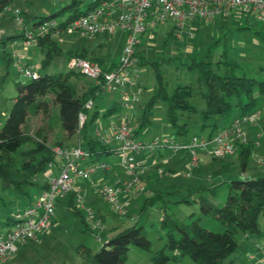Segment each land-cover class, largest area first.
Returning a JSON list of instances; mask_svg holds the SVG:
<instances>
[{"label": "rangeland", "instance_id": "1", "mask_svg": "<svg viewBox=\"0 0 264 264\" xmlns=\"http://www.w3.org/2000/svg\"><path fill=\"white\" fill-rule=\"evenodd\" d=\"M26 1L28 0H13L12 2L22 4L28 13L35 15L32 22L37 21L39 15L47 16L57 11L60 6L70 2V0H29L27 4L25 3ZM89 1L91 0H86V2ZM64 18L65 15L57 17L59 21ZM211 21L212 20H210V22L202 23L203 25L195 38H193V35L186 36L185 44L189 43L191 45L199 46V43L201 44V40L198 38L199 35H203V39H206V43L204 42V45L208 43L212 44L207 57H204L203 53H199L196 57L199 59L207 58L211 62V67L218 70L215 67V62L220 58V53L226 52L227 56L233 57L236 61L238 66V69L236 70L237 74H242L249 78L253 77L259 81L264 80V41H260L258 35L255 33V30H264V21H259L251 16H240L238 14L229 13L227 16H223V18L219 16L214 18V21L218 22L219 24H217L222 27L219 31L215 29L216 25L212 24L213 22ZM29 25L30 24L28 23L27 27H29ZM122 31L123 30L116 29L111 34H98L97 36L91 38L87 34L80 35L79 33L73 32V34L62 38L63 40L61 42V46L64 49H71L74 51L76 48L86 46L92 48L100 42L98 50L100 53L104 54L102 65L107 67L112 61H116L119 56V48L124 39L121 36ZM165 31L166 30L161 26L159 27V25L152 30L154 37L151 42L155 45L145 47L147 51L146 58L148 60L151 59L159 62L156 63H158L157 66L159 72H161L163 79L166 81L168 93H172L176 85L180 83H190L193 86L194 93L191 98V102L195 108L202 110V107L204 106V98L199 95L201 86L197 83L198 72L195 69H187L185 64L191 56L196 54V51L192 54H186L184 44L180 40L178 41L173 38H168ZM208 36L211 37V40H209ZM195 41H197V44H195ZM173 47L178 50L177 53H172L171 50ZM18 48L20 52L25 55L26 61L31 64H37L43 56V53H41L37 44L27 46V48H29L27 52L24 50L22 51V47ZM3 50V47L0 46V112L2 109H6L5 114L0 115L1 124H3L7 118L6 116L8 111L12 107L11 100L17 93L15 82L21 81L25 84V82L29 80L28 78L22 76L13 65H7L6 59L3 55ZM156 50L158 52H156ZM67 60L68 59L64 54L61 56H55L49 62L47 67L42 68L39 66L38 71L42 74L66 71L69 69ZM136 66L138 67V74L134 79L135 85L129 87L134 90L140 86L141 91L143 92V98L140 96L141 99L135 102L134 108H131V110L125 109L121 106V104H118V107L114 110L113 114L105 115L102 113L104 107H97L101 97L107 99V96L112 95L113 99L118 102H120V99L118 91L109 93V90L102 88L97 93V97L94 101L96 105H93V108L99 112V118L91 120L92 113L89 108L85 127L81 129V137L79 138L75 134L66 138V141L62 143L63 148H70L71 145L78 146L77 144L79 141H81L82 143L80 144L83 145V143L87 142L91 138L100 139L94 134L98 120L110 127L109 124L111 122H114L117 117L125 114L130 118L133 128L137 130L136 135L140 140L149 141L151 138L161 140L163 137H169L174 139V141L178 144L188 143L193 136L197 139H201L202 136L206 134L205 137H207V134L210 133L211 129L213 132L212 134H216V131L226 129L229 125L234 123V119L240 120V110L233 106L230 116H228V118H221V121H224V124L219 122L216 124L215 128L212 126H207L208 128H206L204 126L202 129L200 125L203 120H201L199 114L179 112L177 121H185L187 122V126L185 132L177 134L176 128L172 127L168 122L165 101L161 100L158 103H155L151 108V110L155 111V113L161 116V118L158 120L152 119L150 125L147 124L139 127L143 108L152 93V91L149 92L148 90L156 84V72L154 71V67L151 63L141 65L137 60ZM80 76V81L86 83L87 85H93L95 82V80L89 76ZM232 101H234V98ZM259 104H261L260 108L264 107V95L261 96ZM27 116L25 126H28L30 129H35V125H37L40 121V116L32 113H29ZM215 117H212L210 121L214 122ZM257 118L258 119H256L253 123L243 122L239 126L240 131L246 134L248 142L251 143L250 157L247 161L246 168L249 172L253 173L255 171L264 170V167H260L257 163V159L259 157H264V113H261V115ZM228 122L230 123L228 124ZM225 123L228 125L225 126ZM110 145L115 146L116 142L112 140ZM206 147L208 150L211 149V145H207ZM154 148L155 152H157L158 149L156 147ZM191 151L192 150H188L187 148H180L178 151V159L183 156L182 153H186L188 162H191V157L193 155ZM195 151L196 157L199 158V161H203L201 162V166L199 168L196 169L194 167L193 170H190L191 173L186 175L189 170L187 165L184 166L185 160L181 159L182 164L178 163L177 169L173 170V172L176 173V178H181L183 183H186L180 190L172 193L169 191L170 189L165 190L160 186L163 191L161 197L163 199L155 205L148 206L144 212H141L140 208L142 206V198L145 195L136 197L133 196L132 198L131 195L127 198L128 200L131 199L129 203L132 215L130 216L132 217L131 219L127 216H120V214L114 212L110 204L102 201L96 193L93 197H89L90 195L85 196L82 189L84 187L80 184L83 183V180L85 179L81 178L80 183H77V185L83 194V202L88 208H91L94 219L101 218V214L105 216V221L102 223L103 227H97L93 230V232H91L90 229L84 226L81 220L82 216L86 217L87 215L84 207L81 206L80 203L76 202L75 205L79 214H74L72 207L67 204L69 194L65 195L55 202L54 219L50 230L42 233L38 232L37 237L33 240L25 243H16L17 250L12 254V256L8 257L6 264H88L91 255L101 247L103 242H106L109 237L114 234L115 230L112 227L117 226V229L120 230L121 228L130 225L132 221L135 220L137 223L144 225L153 246L161 247L166 241V235L164 231L160 229L158 222L160 220V215L164 210L169 213H173L176 218L185 222H191L192 220H195V218L200 217L198 221L202 227L207 230L209 229L214 232L221 233L224 229L221 221L208 215H201L200 208H198V203L195 200L200 192L196 190L194 193L188 194L187 191L190 186H192L190 189L194 190L195 188L200 187V185H202V187L212 185L211 181H215L217 176L212 177V180H207L206 175L210 171H213L211 169L217 166V164L221 161L230 162L233 161L236 156L230 155V157H215L210 152V154L203 151L201 152L199 147H195ZM110 157L111 156L107 155L103 158L110 160ZM222 175L223 177L225 176L229 179L243 177L241 169L239 168H235V170L223 173ZM159 178H161V175H158L157 178L155 177L153 181L149 182V180L145 177L143 182L156 185V181ZM41 181L42 176L40 177V175H37L35 177V183L31 185L28 190L29 194L23 195L22 193L15 191L12 187H4L3 182L0 179V230L5 231L7 228V225L3 224L7 216H10L11 213L17 209H22L23 207L29 205L37 197L40 192L39 186ZM87 182L89 181L87 180ZM215 190V196L210 194L208 188L206 189V192L201 191V193L205 196L207 195L214 204L219 205L223 203L227 196V184L224 182L219 183ZM185 197L188 198L189 201H184L183 199ZM210 222H213V224ZM258 223L262 230H264V214H259ZM94 233L99 234L102 240L96 238ZM83 245L89 249L90 252L86 251L83 252V254H80L78 250L80 249L79 247ZM148 251L149 250H140L143 254H146ZM238 252L239 251H234V253L227 256V258L223 260L222 264L230 263L229 259L237 256ZM253 252L256 253V251ZM185 258L190 262H194L188 256H185ZM139 260L141 261L143 259L129 258L127 263L143 264V262H138ZM145 261L148 264H153V262L149 259L145 258ZM249 262H245V264H248ZM236 264H244V262H238Z\"/></svg>", "mask_w": 264, "mask_h": 264}, {"label": "trees", "instance_id": "2", "mask_svg": "<svg viewBox=\"0 0 264 264\" xmlns=\"http://www.w3.org/2000/svg\"><path fill=\"white\" fill-rule=\"evenodd\" d=\"M13 0H0V15L11 5ZM102 0H70L69 3L59 7L57 11L47 16H38V20L33 21L34 16H29L22 10L25 22H30L32 27L47 18H56L65 15L60 25L69 23L73 18L84 14L85 11L97 6ZM10 17V16H9ZM11 19V17H10ZM260 41H264V30H255ZM20 37V34L17 33ZM6 35L0 38V46L3 47V55L7 63H11L10 54L6 47ZM44 55L40 60L42 68L48 66L54 56L61 55V42L48 35L37 36L36 43ZM137 51V48H136ZM68 59L74 55L89 58L102 64L101 60L93 55H88L83 50L75 49L67 51ZM209 49L204 57H207ZM135 56L137 53L135 52ZM141 58V57H139ZM142 64H152L156 72V87L151 95L147 107L158 100L166 101L168 120L172 127L176 128V133L186 131L187 123H180L178 113L185 111L195 113L197 109L190 103L192 97V87L188 85H177L172 93H168L166 81L159 72L155 61L140 59ZM115 63L108 66L111 68ZM215 70L211 67V62L207 58L198 59L196 56L190 57L186 63V68L195 69L198 72L197 83L205 86V91L201 95L204 98V107L200 112L201 127L212 126L210 118H228L233 106L240 110V115L258 108L257 102L264 95V80L237 74V63L233 57L227 56L223 52L215 62ZM82 75L77 69H68L55 73H39L35 79H29L25 84L21 81L15 82L16 95L12 98V107L8 111L7 118L0 127V179L4 187H12L15 191L28 195L29 188L35 182L37 175L43 176V172L49 163L55 162L53 146H62L66 138L78 131L79 112L88 114L85 108L87 100L95 101L97 93L102 87L95 83L86 84L80 81ZM257 87V88H256ZM259 92L255 95L254 91ZM234 98V101L232 99ZM118 102L108 110L106 114H113L117 109ZM32 113L40 116V121L35 125V129L25 126L27 115ZM85 122H83L84 124ZM82 124V125H83ZM144 123L139 125L142 126ZM137 130L134 129V134ZM211 133L209 136L213 135ZM237 164L223 163L214 172V175L227 173L239 168L243 171L249 159L251 143L248 141L236 143ZM90 154L109 151L106 143L91 140L86 146L82 145ZM98 148L97 150L95 149ZM96 160V159H93ZM227 184V196L223 203L216 205L201 191L198 190L196 202L202 216H211L221 221L223 231L221 233L207 230L198 221L200 217L191 222L180 221L173 213L166 210L159 220V227L166 235L165 243L158 250L153 251L151 261L153 264H166L173 261L180 264L184 256H188L196 264H221L222 261L238 248L241 233L249 236L259 235L258 225L259 214H264V174L256 177L231 178L225 181ZM46 186V179L39 186V190ZM216 187L208 189L211 195L215 196ZM193 193V192H192ZM162 196L157 191L151 196L144 198L141 212L151 205L161 201ZM184 201H189L184 198ZM68 206H71L73 213L78 215L79 211L72 200V195L68 196ZM9 216L3 224L10 221ZM84 226H87L85 217L82 216ZM89 229V228H88ZM135 246L142 250L152 251L151 239L144 225L133 221L130 225L115 230L114 234L103 242L101 247L91 255L88 264H127L126 257L129 248ZM78 252H90L84 245L79 247Z\"/></svg>", "mask_w": 264, "mask_h": 264}, {"label": "built area", "instance_id": "3", "mask_svg": "<svg viewBox=\"0 0 264 264\" xmlns=\"http://www.w3.org/2000/svg\"><path fill=\"white\" fill-rule=\"evenodd\" d=\"M7 11L12 26L20 34L22 47L35 44L37 36L48 34L61 42L65 35L73 32L94 37L98 34H111L116 29L126 31L120 57L111 68L78 55L69 58L67 64L70 69H77L83 76L93 78L96 85L111 92L118 91L121 106L131 109L141 92L140 86L134 92H131L129 87L135 85L134 79L138 74L135 52L141 34L146 33L148 37H154L152 30L168 20L174 21L180 29L192 20L210 22L215 17L227 16L229 13L251 16L264 21V0H102L97 6L73 18L65 25H60L61 21L56 18H47L35 27H32L30 22H25L20 8L9 7ZM28 23L29 27H27ZM4 35L6 29L0 26V38ZM10 52V64L22 76L35 79L39 75L38 66L27 62L25 55L18 49ZM93 104V100L89 99L84 106L89 110ZM261 113H264V107L240 115V120H235L226 129L216 131V134L201 139L193 136L188 143L179 144L169 137H163L161 140H140L133 133L134 128L128 115H121L109 124L110 132L100 138L106 144L112 140L116 142L112 149L113 153L119 156V162L131 179L122 185L105 183L95 187L94 192L102 201L108 202L114 212L126 215L128 214L127 198L137 192L134 183L138 181L141 171V161L136 157L138 153L147 151L152 155L154 147L158 150L167 148L171 152H177L180 148L192 150V161L186 173L189 175L198 160L195 147L211 145L209 152L215 157L234 154L237 149L236 143L248 141L239 126L243 122L253 123ZM78 114L81 125L86 121L87 114L83 112ZM52 150L55 158L60 159L57 172H53L54 165L49 163L43 172L46 186L39 190L37 197L29 205L12 212L7 228L5 231L0 230V262L12 256L17 250L16 243L33 240L38 232L50 230L54 219L55 202L65 195H72L73 202L75 204L78 202L84 207L87 214L85 221L91 232L97 227H103L102 221L94 219L91 208L83 202V194L77 185V180L80 178L92 180V174L96 171H105L109 164L101 160L85 162L91 154L81 144L70 148L56 145ZM257 163L260 167H264V157H259ZM95 235L102 240L99 234ZM248 256L250 257L248 264H264V256L259 258H254L251 254Z\"/></svg>", "mask_w": 264, "mask_h": 264}, {"label": "crops", "instance_id": "4", "mask_svg": "<svg viewBox=\"0 0 264 264\" xmlns=\"http://www.w3.org/2000/svg\"><path fill=\"white\" fill-rule=\"evenodd\" d=\"M28 1H26L25 3L28 4ZM9 7H18V8L21 9V11L22 10L25 11L27 15L34 16V15H31L30 13H28V11L24 8V6L22 4H17V3L11 2V5H9ZM9 7L7 9H9ZM7 9L5 10V13L4 14L0 15V26L3 27L4 29H6V36H8L7 37V40H8L7 42H9L8 45H7L8 46L7 47V51L10 54L11 53L10 51H12L13 49H18L19 50L18 47H22V45H21V41H20L19 36H17L18 31L16 29H14V27L12 26L11 19L9 17V14H8ZM221 18H223V17H221ZM211 22H213L212 24H215L216 25L215 29H217L218 31L222 29V27L218 25L219 23L216 22V21H214V19ZM202 23L203 22L201 20H192V21L187 22L186 25L183 26V28L178 29V27L176 26V24H175L174 21L168 20V21H164L163 23H160L159 24V27L161 26L162 28H164L166 30L165 31V34H166V36L168 38H173V39L178 40V41L180 40L184 44V46H185L184 47V50H185V53L186 54H192V53H194L196 51V54L193 55V56H197V55H199V53L205 54L207 49H209V52H210V49L212 47V44H209L208 43V44L204 45L206 43V39H203V35H199L198 36V38H200V40H201V44L199 43V46L191 45L189 43H186L185 44V39H186V36L187 35H190V36L193 35V38H195L196 35L198 34L199 30L201 29L202 25H203ZM125 35H126V32L123 30L122 33H121V36L124 39H123V42H122V44H121V46L119 48L120 49L119 56H118L117 60L116 61H112L110 63V65H112V63H117V61H118V59L120 57V54L122 52V47L124 45V41H125V38H126ZM65 36H68V35H65ZM208 38H209V40H211V37L208 36ZM152 39H153V37L152 38L148 37L146 35V33L141 34L140 41H139V43L136 46V48H137V51H136L137 56H135L136 57V61L138 60L141 65H143L141 63V60H140L141 58H143V60H147V61H154V60H151V59L148 60L146 58L147 51H146V48H145V47H149V46L155 45V44H152V42H151ZM195 44H197V41H195ZM99 46H100V42H98V44L95 45L92 48L86 46V47H81V48H76V49L83 50L88 55H93V56L97 57L98 59L101 60V62L103 64V56H104V54L100 53V51L98 50ZM203 46H205V47H203ZM23 50L27 52L29 50V48L22 47V51ZM40 51H41V53H43V50L41 48H40ZM67 51H73V50H71V49H64L62 47V52L63 53L61 55H63V54L66 55V57L68 59L69 56L66 53ZM171 51H172L173 54L178 52V50L174 49V47L172 48ZM156 52H158V51L156 50ZM222 53H220V56H221ZM43 55H44V53H43ZM61 55H59V56H61ZM208 55H209V53H208ZM139 57H141V58H139ZM40 60H39V62H37V64H33V65L38 66V67L41 66L40 65ZM166 60H169V59H166ZM189 60H187V61H189ZM155 62H158V61H155ZM6 63H7V60H6ZM9 64L10 63L8 62L7 65H9ZM110 65H108V66H110ZM180 84L181 85H188L190 83H188V84H186V83H180ZM180 84H178V85H180ZM200 86H201V90H200L199 95L201 97H203L201 95V93H202V91H205V86L203 84H201ZM155 87H156V85L154 84V86L151 87L148 90L149 92L152 91L151 95L155 91ZM191 87H192V96H193V94H194L193 93V86L191 85ZM130 90H131V92H134L135 91V89L134 90L133 89H130ZM113 92L109 91V93H113ZM142 93L143 92L141 91L139 93V95L137 96L138 100L141 99V98H143ZM254 93H255V95H258L259 92L256 90V91H254ZM151 95H150V97H151ZM140 96H141V98H140ZM96 97H97V95H96ZM96 97H95V99H96ZM150 97H149V99H150ZM191 98H190V103L192 104ZM259 100L257 102L258 107L261 106V104H259ZM148 101L146 102L145 107L143 108V113H142V116H141L140 122H139L140 124L141 123H144V125H147V124L150 125L152 119H157L158 120V119L161 118V116L157 115L155 113V111L151 110L152 106L155 103H158L159 101H161V99L158 100L157 102L153 103L151 106H148L147 107L146 105H147ZM162 101H165V100H162ZM117 103H118V101L117 100H114L112 95H109V96H107V99L106 98L104 99V98L101 97L100 102L98 103L99 105L97 107H100V106L101 107H104L102 113L105 114V115H109V114H106L105 111L108 110L109 108H111L112 106H114ZM93 105L94 106L96 105L95 102H94ZM94 106H92L90 108L91 109V113H92L91 120H95V119H98L99 118V112L96 109L93 108ZM203 107H202V109H203ZM165 109H166V101H165ZM5 110L2 109V111L0 112V115L1 114L2 115L5 114ZM129 110H131V109H129ZM201 111L202 110H198L197 109V111L195 113H190V114H199V116H200V112ZM180 112H185V111H180ZM166 113H167V109H166ZM178 115H179V113H178ZM167 118H168V115H167ZM200 118H201V116H200ZM214 120H215L214 122L210 121V123H216V124H218L219 122H221V123L224 124V121H221L222 120L221 117H215ZM234 121H235V119H234ZM168 122H169V120H168ZM85 123H86V121H85ZM85 123L83 125L82 124L79 125L80 128L73 135L76 134L80 138L81 137V129L85 127ZM180 123H183V122H180ZM229 123L230 122H228V124ZM96 124H97V126H96V129L94 131V134L96 136H98L99 138L100 137H103V135H107L110 132V127L108 125H105V124L101 123L99 120H98V122ZM228 124H226L225 126H227ZM1 125L2 124L0 122V127H1ZM170 125H171V123H170ZM201 125H202V123H201ZM207 126H205V127L208 128ZM32 129H34V128H31V130ZM210 133H211V131H210ZM210 133H208L207 136H209ZM135 136L137 138H139L136 134H135ZM205 136H206V134L203 135L202 138L205 137ZM153 139L154 138H151V139H149V141H151ZM91 140H97V141L101 142V138L100 139H92L91 138L87 142L83 143V145L86 146L88 144V142L91 141ZM80 143H82V142L79 141L78 144H80ZM74 146H76V145H71L70 147H74ZM106 146H107V148H108L109 151H107V152L104 151V153H103V152H100V150H98V152H99L98 154H91V157L89 159L85 160V162H88V161H91L93 159H96V160L106 161L109 164V167L107 169H105V171H96L94 174H92V180H88L90 183L87 182V180H83V183H80V179L81 178L77 180L78 181L77 183H80L84 187L82 189H83V192H84L85 196L86 195L87 196L90 195L89 197H93L94 194H95V192H94L95 187H98V186L103 185L105 183L106 184H117V185L120 184V185H122L124 182L130 181V179H131L130 176L125 173V170H124L121 162H119V156L117 154H114L113 153V150H112L113 149V146L110 145V143L106 144ZM95 149L97 150L98 148L95 147ZM199 149H200L201 152L203 151V152L209 153V150L207 149V147H199ZM182 154H183V156L180 159H178L179 152L178 151L177 152H171L167 148L166 149L160 148L157 152H155V150H154V153L152 155H149V153L147 151H141V153H138L136 157H137L138 161H141V167H140V170L141 171L139 172V179H138V181L134 183V185L137 186V192H136V194L132 195L131 198L133 196L136 197V196H144L145 195L142 198L143 199L142 202H143L145 197L151 196L156 191L158 193H160V195L162 196V194H163L162 189H165V190L170 189L169 191H171L172 193H175L177 190H180L181 187H184L186 183H183V180L181 178L180 179H177L176 178V173L173 172V170L177 169L178 163H181L182 162L181 159L185 160L184 166L187 165V168H188V165H189L190 162H188L187 154L186 153H182ZM107 155L111 156L110 157V160L103 158L104 156H107ZM230 155L236 156L235 159H233V161H230V162L229 161H221L219 164H217V166H215V167H213L211 169L213 171H210L206 175L207 180H212V177H215V176H217V178H216L215 181H213V180L211 181L212 185H209L208 187L205 186V188H208V189H210L209 187L214 188L219 183H223V182L225 183V181L230 180L229 178H226L225 176L223 177L222 174L214 175V172L220 167L221 164H223V163L237 164L238 163L239 156H237V153L230 154ZM230 155L227 156V157H230ZM197 159L198 160H197V163H196V166H195L196 169L199 168L201 166V162H203V161L200 162L199 161V158H197ZM59 163H60V159L58 157H56L55 158V162L53 163V165H54L53 166V172H57ZM162 165H164V166H162ZM244 168L245 169H243V171L241 170V174H243V177H252L253 178V177H256L257 174H259V175L264 174V170L255 171L253 173V172H249L247 170L246 165H245ZM158 175H161V178H159L156 181L157 182L156 185H152V184H150L148 182L147 183L146 182H143L145 177H146L147 180H149V182H151V181H153L155 179V177L157 178ZM43 176H42V181H41L40 185L42 184L43 181H45V178ZM160 186H161L162 189L160 188ZM187 186H190V185H187ZM191 187L192 186H190V188ZM201 187H202V185H200V187H198V188H195L194 190L189 188V190L187 192H188V194H191L192 192L194 193V191H196L197 189H199ZM130 200H128V203H127V206H128V214H126V215H120V216H127L129 219L132 218V217H130V216H132L131 215V212H130V206H129ZM91 201H92V199H91ZM93 201H94V199H93ZM162 215H163V213L160 215V218L162 217ZM100 216H101V218H99V219L103 223L105 221V216L103 214H101ZM210 223L213 224V222H210ZM258 225H259V223H258ZM112 228L114 230H118L117 229V226L116 227H112ZM259 228H260V231H261L259 233V235L249 236V235L244 234V233H241L240 234V237H239V240L240 241L238 242L239 245H238V248L236 250V251H239V252H238L237 256H234V257H232V258L229 259V262L230 263H228V264H236L238 262H241V263L244 262V264H245V262L247 263L250 260V257L248 256V254H251L252 256H254V258H259L260 256L264 255V247H262V246H264V230H262V228L260 226H259ZM151 248H152V251H148L146 254H143V252H140V250H142V249H139V248H137L135 246L130 247L129 248L130 250L128 251V254H127V257H126V262H127V260H129V258H133V259L134 258H142L143 260H141V261L139 260L138 262H143V264H148L145 261V258L146 259H149L151 261L150 258L152 256L153 251L158 250L159 249V246L154 247L153 244H152ZM253 251H256V253H254ZM7 261L8 260L5 259V260L1 261L0 264H6ZM144 261H145V263H144ZM168 263L175 264L173 261L167 262L166 264H168ZM134 264H140V263H134ZM180 264H195V263L194 262H190L184 256L183 261Z\"/></svg>", "mask_w": 264, "mask_h": 264}]
</instances>
